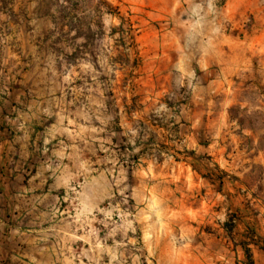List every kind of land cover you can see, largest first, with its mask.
Masks as SVG:
<instances>
[{"label":"rangeland","instance_id":"rangeland-1","mask_svg":"<svg viewBox=\"0 0 264 264\" xmlns=\"http://www.w3.org/2000/svg\"><path fill=\"white\" fill-rule=\"evenodd\" d=\"M0 6L9 7L10 19L0 28L10 37L0 44V84H31L27 97L50 86L71 92L103 82L113 95L135 91L147 85L139 71L145 53L188 57V68L162 77L164 84L151 82L170 88L166 97L178 121L179 135L157 148L168 156L153 153L169 166L143 176L172 181L165 202L146 199L141 211L122 196L119 210L97 221L104 241L97 257L113 264H247L244 248L264 207V0H0ZM8 190L0 188V196ZM14 226L30 232L14 235ZM45 228L40 219L0 212V264H52L46 255L56 257V245L44 240ZM66 246L59 249L75 264Z\"/></svg>","mask_w":264,"mask_h":264},{"label":"crops","instance_id":"crops-1","mask_svg":"<svg viewBox=\"0 0 264 264\" xmlns=\"http://www.w3.org/2000/svg\"><path fill=\"white\" fill-rule=\"evenodd\" d=\"M8 8L0 6V28L10 25ZM9 39L0 35V44ZM186 59L182 52L145 53L139 71L146 87H125L115 95L105 82L72 86L71 92L64 85L50 86L47 94L28 97L31 84H0V188L9 189L0 196V212L19 221H43L48 231L44 240L56 245V257L49 252L47 262L74 264L73 256L64 257L59 249L67 245L75 264H113L97 257L104 243L97 221L117 212L125 195L141 211L146 199L165 202L172 181L143 176L169 166L167 160L153 159V153L179 135L174 128L178 121L166 97L170 88L151 82L163 79L164 84L174 71L189 67ZM164 153L160 155L168 156ZM10 203L18 208L11 211ZM14 232L30 230L14 226ZM255 232L248 245L252 264H264V207ZM25 244L19 241V246Z\"/></svg>","mask_w":264,"mask_h":264},{"label":"trees","instance_id":"trees-1","mask_svg":"<svg viewBox=\"0 0 264 264\" xmlns=\"http://www.w3.org/2000/svg\"><path fill=\"white\" fill-rule=\"evenodd\" d=\"M244 252H245L246 258H247V264H252L251 256H250V253H249V249L248 248H244Z\"/></svg>","mask_w":264,"mask_h":264}]
</instances>
